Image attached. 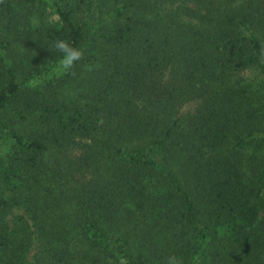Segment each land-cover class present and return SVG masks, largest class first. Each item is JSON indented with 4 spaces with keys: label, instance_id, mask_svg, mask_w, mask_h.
I'll return each mask as SVG.
<instances>
[{
    "label": "trees",
    "instance_id": "trees-1",
    "mask_svg": "<svg viewBox=\"0 0 264 264\" xmlns=\"http://www.w3.org/2000/svg\"><path fill=\"white\" fill-rule=\"evenodd\" d=\"M0 140V264H264V0H0Z\"/></svg>",
    "mask_w": 264,
    "mask_h": 264
},
{
    "label": "clouds",
    "instance_id": "clouds-1",
    "mask_svg": "<svg viewBox=\"0 0 264 264\" xmlns=\"http://www.w3.org/2000/svg\"><path fill=\"white\" fill-rule=\"evenodd\" d=\"M52 47H54L58 53V64L56 66L57 74H71L76 64L83 59V49L75 47L68 40L58 39L54 42ZM165 264H183V261L176 255H170L167 257Z\"/></svg>",
    "mask_w": 264,
    "mask_h": 264
},
{
    "label": "rangeland",
    "instance_id": "rangeland-1",
    "mask_svg": "<svg viewBox=\"0 0 264 264\" xmlns=\"http://www.w3.org/2000/svg\"><path fill=\"white\" fill-rule=\"evenodd\" d=\"M197 105H198V103H196V102L188 104V106H186V109L187 110H195ZM6 148H7L6 142H4L3 140H0V152H3Z\"/></svg>",
    "mask_w": 264,
    "mask_h": 264
}]
</instances>
